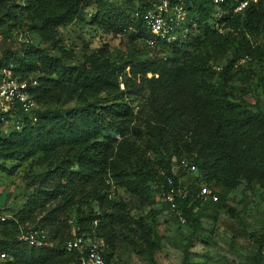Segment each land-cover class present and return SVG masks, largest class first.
Masks as SVG:
<instances>
[{"label":"trees","instance_id":"obj_1","mask_svg":"<svg viewBox=\"0 0 264 264\" xmlns=\"http://www.w3.org/2000/svg\"><path fill=\"white\" fill-rule=\"evenodd\" d=\"M84 1L26 0L14 13L12 1L0 0V26L15 23L24 15L27 30L55 48L56 28L82 22ZM128 2L131 6L134 3L129 15L118 13L104 0H96L89 24L113 35H121L131 27L142 48L140 40L149 36L141 16L149 4L147 0ZM230 4L228 1L221 7L222 16L217 22L222 32L218 33L209 26L215 14L210 0H192L186 20L194 28H189L181 41L158 42L151 56L143 48V59L125 57L114 63L108 58L106 46H101L83 54L80 64L67 66L62 58L30 43H24L16 52L1 54L0 70L10 69L21 78L36 74L37 85L31 94L38 110L35 121L26 118L19 132L0 134V159L35 158L44 169L31 181L30 185L38 181L36 190L0 229V253L7 255L4 264H66L72 260L61 246L67 239L66 214L75 205L73 218L79 233L91 234L95 223L98 232L94 235L104 241L108 264L107 249H112L113 236L106 228L113 224L126 227L128 221L125 206L111 202L104 192L108 188L106 179L117 182L143 205L149 199L147 182L156 176L150 162L140 161L137 165L131 161L134 148L126 140L127 136L141 139L132 100L142 91L146 92L147 102L141 107L149 111L143 122L144 132L159 151L160 169L168 173L171 159H184L196 167L199 182L207 186L228 192L243 183L249 191L257 186L264 193V112L231 102L232 94L222 81L226 69L237 61L264 59V48L251 39L264 35V0L239 14L231 12ZM187 41L192 48L189 52L178 48ZM62 53L67 60L71 56ZM226 54L230 57L219 74L221 84L216 86L211 64ZM261 83L264 88V76ZM68 103L72 106H63ZM105 130L118 139L110 134L103 136ZM0 171H5L1 165ZM196 188L190 186L189 193L194 194ZM217 197L215 203L188 197L180 204L193 231L198 219L207 215L206 210L223 200ZM54 201L57 203L50 208ZM92 202L103 211L101 216L90 207ZM194 207L198 213L191 218ZM38 217V224L32 225ZM135 223L139 226L140 222ZM18 224L47 228L53 246L34 248L17 242ZM145 242L152 250L154 242L147 237ZM262 244L259 239L251 264L264 260Z\"/></svg>","mask_w":264,"mask_h":264},{"label":"rangeland","instance_id":"obj_2","mask_svg":"<svg viewBox=\"0 0 264 264\" xmlns=\"http://www.w3.org/2000/svg\"><path fill=\"white\" fill-rule=\"evenodd\" d=\"M11 1L13 7H16L11 10L16 13L26 0ZM104 1L115 7L118 13L127 15L134 6V3L132 2L131 6L128 0ZM95 2L96 0L84 1L86 7L82 22L56 28L55 48L49 43L42 42L36 34L27 30L24 15L17 18L15 23L5 22L0 26V56L3 52L18 51L27 42L34 47L45 49L49 55L62 58L63 64L67 66L80 64L83 54L100 49L101 46H106L108 58L114 63L125 57L143 59L140 55L143 47L141 48L140 43L135 41V33L131 31V27L121 35H113L102 33L89 24L90 15L96 10ZM17 25L19 27L16 29ZM251 39L256 45L264 48L263 34ZM189 44L190 41L183 42L178 48L180 46L182 50L189 52L192 49ZM62 52L71 54L68 60ZM164 53L167 55L170 51ZM229 57L230 55L226 54L224 58L211 64L216 72L213 80L216 86L221 84L219 74ZM29 76L35 78L36 74ZM263 76L264 59L256 61L241 59L234 63L226 69L222 80L225 88L232 94L229 100L241 108L264 112V88L261 83ZM141 94L137 95L139 98L132 100V106H135L134 122L141 139L127 136L126 140L132 143L134 148L131 161H136L137 165L140 161L150 162L152 168L156 170V176L147 182L149 199L148 203L143 205L117 182L106 179L108 188L104 192L111 202L125 206L128 221L126 227L113 224L106 228V232L113 236L112 249H107L110 254L108 264H182V260L183 264H251L259 239L263 241L260 253L264 256V193L257 186H253L250 191L244 188L243 183L228 192L215 188L217 196H221L223 200L219 205L210 206L206 210L207 215L198 219V227L194 231L188 224V216H185L184 222L180 223L167 211L159 198L160 188H155L157 174L162 169L159 168V151L151 145V139L147 141L148 136L144 132L143 122L147 121L149 111L141 107V104L147 102L146 92L142 91ZM63 106L70 107L72 103ZM9 132L6 131V134ZM107 134L118 139V136L105 130L103 136ZM173 160L171 159V164ZM0 165L5 169L0 171V209L13 215L20 211L27 196L36 190L38 181L30 184L34 177L43 172V164H37L36 159L33 158L25 161L0 159ZM173 172H176L175 169ZM181 178L185 182L188 180L185 175ZM56 203L57 201L51 202L50 208ZM90 207L96 214L102 215L103 211L99 210L96 202H92ZM76 208L77 205L73 206L66 216H74ZM80 209L82 210L83 206ZM110 212V210L106 211L107 214ZM197 213L198 209L192 208L190 217L195 218ZM40 218L38 217L32 225L38 224ZM136 221L140 222L139 226ZM91 232H98L95 223ZM146 237L154 242L152 250L147 248ZM185 249L186 256L183 255ZM5 262L2 260L0 264ZM259 264H264V260Z\"/></svg>","mask_w":264,"mask_h":264},{"label":"built area","instance_id":"obj_3","mask_svg":"<svg viewBox=\"0 0 264 264\" xmlns=\"http://www.w3.org/2000/svg\"><path fill=\"white\" fill-rule=\"evenodd\" d=\"M149 9L141 16L142 23L147 31L148 38L140 40L148 56L152 55L158 42L170 43L185 37L189 28L194 24L187 21L186 15L192 0H147ZM233 14H239L249 5L258 0H210L215 9L211 30L221 33L218 20L222 16L221 7L227 2ZM27 43V42H25ZM216 70H219L216 68ZM36 79L29 75L25 78L14 76L10 69L0 70V134L7 135L6 131L19 132L24 120L35 121V112L38 106L31 94L36 87ZM175 169L176 172H173ZM179 172L184 173L188 180L185 182ZM183 175V176H184ZM157 186L160 188L159 198L167 211L178 222H184L185 216L180 204L189 198L202 203H215L218 200L214 187L200 183L194 165L184 159L172 161L168 173L161 170L157 174ZM196 186L194 194L189 193V187ZM189 205V203H188ZM186 205L185 207H188ZM12 219V215L0 209V229L3 224ZM67 239L62 243L61 250L72 256L66 264H107L105 260L106 247L100 237L93 232L89 235L79 233V228L73 216L66 221ZM15 239L27 247L51 248L53 242L48 238L44 229L27 225H17ZM7 259V255L0 253V261Z\"/></svg>","mask_w":264,"mask_h":264}]
</instances>
